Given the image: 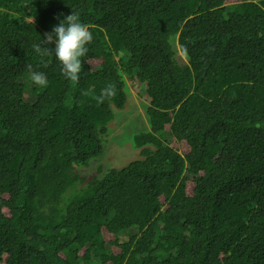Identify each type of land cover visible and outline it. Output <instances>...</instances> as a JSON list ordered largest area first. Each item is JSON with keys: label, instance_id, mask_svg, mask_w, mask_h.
Wrapping results in <instances>:
<instances>
[{"label": "trees", "instance_id": "trees-1", "mask_svg": "<svg viewBox=\"0 0 264 264\" xmlns=\"http://www.w3.org/2000/svg\"><path fill=\"white\" fill-rule=\"evenodd\" d=\"M72 11L75 85L32 47ZM132 89L137 156L83 172ZM0 264H264V0H0Z\"/></svg>", "mask_w": 264, "mask_h": 264}, {"label": "clouds", "instance_id": "clouds-1", "mask_svg": "<svg viewBox=\"0 0 264 264\" xmlns=\"http://www.w3.org/2000/svg\"><path fill=\"white\" fill-rule=\"evenodd\" d=\"M57 18L59 19V17ZM43 37L40 43L32 46L40 56L41 62L47 66L44 58L54 56L61 65L62 75L73 85L77 84L83 67L81 58L87 54V45L93 40L89 27L81 22L78 13L72 11L71 14L60 19L59 23L53 26L51 32L44 33ZM27 71L30 80L35 85L48 86V78L44 72L33 70L31 64L27 66ZM82 95L91 96L97 104H102L106 99H111L116 95V86L109 83L101 89L99 95H95L92 90H85Z\"/></svg>", "mask_w": 264, "mask_h": 264}, {"label": "rangeland", "instance_id": "rangeland-1", "mask_svg": "<svg viewBox=\"0 0 264 264\" xmlns=\"http://www.w3.org/2000/svg\"><path fill=\"white\" fill-rule=\"evenodd\" d=\"M178 49V54L184 57L179 47ZM145 107L146 101L142 100L139 93L132 89L129 102L123 109L118 110L121 119L112 125V132L107 139L104 153L92 160L90 168L82 170L83 172L91 173L98 165L104 169L120 168L122 163L128 164L137 156L138 151L133 145L132 138L135 133L148 128Z\"/></svg>", "mask_w": 264, "mask_h": 264}]
</instances>
